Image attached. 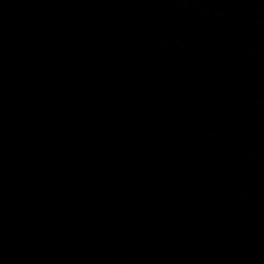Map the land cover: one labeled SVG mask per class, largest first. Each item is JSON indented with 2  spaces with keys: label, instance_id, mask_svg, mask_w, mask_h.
I'll return each mask as SVG.
<instances>
[{
  "label": "water",
  "instance_id": "1",
  "mask_svg": "<svg viewBox=\"0 0 264 264\" xmlns=\"http://www.w3.org/2000/svg\"><path fill=\"white\" fill-rule=\"evenodd\" d=\"M0 264H264V0H0Z\"/></svg>",
  "mask_w": 264,
  "mask_h": 264
}]
</instances>
